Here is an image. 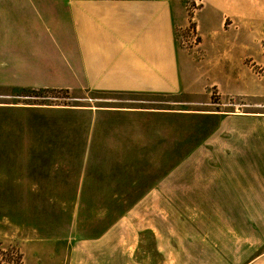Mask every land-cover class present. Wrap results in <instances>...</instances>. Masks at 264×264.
Segmentation results:
<instances>
[{
    "label": "rangeland",
    "instance_id": "1",
    "mask_svg": "<svg viewBox=\"0 0 264 264\" xmlns=\"http://www.w3.org/2000/svg\"><path fill=\"white\" fill-rule=\"evenodd\" d=\"M66 4V0H47L48 38L53 37L54 24L49 21L55 14H65ZM216 4V0L174 2L184 19L176 29L180 49L207 70L221 58L229 66L227 70L233 71L227 75L223 69L216 70L222 80L215 85V76L206 81V90L198 94L203 102L188 105L219 119L201 123L205 130L198 134L201 147L185 157L195 169L176 173V177L184 175L205 183L238 181L240 195L248 185L259 201L17 202L0 195V264H16L15 250L22 253L23 264H167L168 259L182 264L184 258L198 259L196 264H248L258 256L254 264H264V0H234L235 11L202 18L201 14L214 10ZM7 14L8 0H3V33L11 26ZM7 41L6 36H0V43ZM216 45L221 50L211 54ZM3 50L5 56V47ZM8 92L0 94V103L7 104L0 105V188L8 183L6 174L11 169H41L48 177L63 173V184H77V177L86 174L80 165L87 161L77 157V143L85 140L81 143L75 138L82 128L69 122L75 112L65 108L108 105L102 102L105 98H144L84 90L77 94L66 89ZM78 95L90 100L75 99ZM148 99L161 101L162 96ZM149 105L167 106L160 102ZM207 129L214 131L208 138ZM161 173L142 172L147 176ZM48 177L44 182L53 183ZM188 235L191 242L196 238L203 243L200 251L183 252ZM103 243H110L111 250H103ZM224 246L235 249L224 250Z\"/></svg>",
    "mask_w": 264,
    "mask_h": 264
},
{
    "label": "crops",
    "instance_id": "2",
    "mask_svg": "<svg viewBox=\"0 0 264 264\" xmlns=\"http://www.w3.org/2000/svg\"><path fill=\"white\" fill-rule=\"evenodd\" d=\"M233 1L216 0L214 10H205L202 18L235 11ZM66 2V13L55 14L54 20L49 21L54 24L51 25L53 37L48 38L47 0H8L6 19L11 26L7 33L0 29V36L8 38L0 43V94L15 89H66L77 94L84 90L144 98H105L102 102L108 105L65 108L75 112L69 122L82 128L75 138L81 143L85 140L83 144L77 143L80 155L77 157L87 160L79 168L86 174L77 177V184L67 186L62 183L66 177L63 173L48 177L41 169H11L0 195L17 202L259 201L255 190L248 185L242 184L246 193L240 195L238 181L224 184L222 179L205 183L184 175L176 177V173L195 169L185 157L189 158L201 147L198 134L205 131L201 123L219 119L211 112L193 110L188 105L203 102L198 94L206 90V81L213 76L212 85L222 80L216 70L223 69L227 75L233 71L227 70L229 66L221 58L207 70L206 65L195 63L180 49L176 29L184 19L174 7L175 0ZM220 50L216 45L210 52ZM151 95L162 96V100L148 99ZM76 97L90 100V97ZM158 102L167 106L149 105ZM81 112L85 114H78ZM207 130L208 138L214 131ZM142 172L163 173L147 176ZM47 177L53 183L44 182ZM109 231L110 228L104 235ZM190 235L188 239L184 237L183 252L200 251L203 243L196 238L191 242ZM103 244V250H111L110 243ZM213 247L222 249V246ZM224 247V250L235 249ZM258 258L248 264L256 263ZM196 261L199 260L184 258L182 264H196ZM167 264H174V260L168 259Z\"/></svg>",
    "mask_w": 264,
    "mask_h": 264
},
{
    "label": "trees",
    "instance_id": "3",
    "mask_svg": "<svg viewBox=\"0 0 264 264\" xmlns=\"http://www.w3.org/2000/svg\"><path fill=\"white\" fill-rule=\"evenodd\" d=\"M44 90H47V89H44ZM13 253H14V256H15L14 257V263L16 262V264H23V255H22V253H20L18 250H15V252H13Z\"/></svg>",
    "mask_w": 264,
    "mask_h": 264
}]
</instances>
